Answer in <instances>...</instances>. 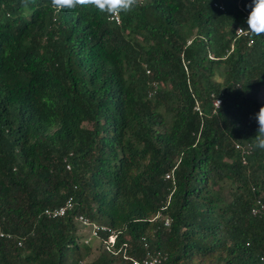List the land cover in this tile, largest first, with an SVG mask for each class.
I'll use <instances>...</instances> for the list:
<instances>
[{
    "label": "trees",
    "instance_id": "1",
    "mask_svg": "<svg viewBox=\"0 0 264 264\" xmlns=\"http://www.w3.org/2000/svg\"><path fill=\"white\" fill-rule=\"evenodd\" d=\"M238 1L144 0L118 26L0 0V264H264V35L237 38Z\"/></svg>",
    "mask_w": 264,
    "mask_h": 264
},
{
    "label": "clouds",
    "instance_id": "2",
    "mask_svg": "<svg viewBox=\"0 0 264 264\" xmlns=\"http://www.w3.org/2000/svg\"><path fill=\"white\" fill-rule=\"evenodd\" d=\"M142 0H51V6L57 11L75 12L77 10H95L115 16L120 13H130L136 9ZM34 0H22L24 8H28ZM247 17V30L253 35H264V0H251ZM217 101V100H216ZM219 106V101H217ZM257 123V133L254 137L255 146L264 149V106L254 115Z\"/></svg>",
    "mask_w": 264,
    "mask_h": 264
},
{
    "label": "built area",
    "instance_id": "3",
    "mask_svg": "<svg viewBox=\"0 0 264 264\" xmlns=\"http://www.w3.org/2000/svg\"><path fill=\"white\" fill-rule=\"evenodd\" d=\"M144 2V0H142L141 4ZM216 7H218L219 9H221L222 11H224V5L222 3H218L215 4ZM242 10V9H241ZM243 15H244V23H245V27H238L236 30V36L237 38H245V39H250L249 41V46L254 44V39L250 38L251 37V33L246 32V31H239V30H247L248 26L246 27L247 23V17L249 15V12L242 10ZM109 21L121 26L122 25V18H121V13L115 16H110L109 15ZM148 74H150V71H147ZM158 88L154 86V90L153 92L155 93L156 90ZM153 92L151 93V96H153ZM217 101H219V106L217 104ZM215 101V106L216 108L220 107L221 105V100H217ZM238 150H241L240 146H237ZM245 153H249L248 151H243V155ZM72 155V154H71ZM245 163V162H244ZM68 170H71V165L67 166ZM170 175H167V179H170ZM75 209V203L74 200L72 198H70L66 204L60 208H56V209H47L44 211V216H46L49 219H56V218H60V217H64L66 216L69 212L73 211ZM251 214L253 216H257V217H264V202L262 200H259L258 202H256L254 208H252V212ZM79 222L81 223V225L86 228L89 229V232L96 238L100 239L101 237V233H109V240H106L105 243L107 244L108 250L112 251L113 248L116 245V240H117V235L115 234V232L111 231L110 228L106 227V226H99L96 223L91 222L88 218L84 217V216H80L78 218ZM165 226L169 227L170 226V220H166ZM1 237H6L11 239L12 236L11 235H6L4 233L1 234ZM18 245L20 247L23 246V241H19ZM146 248H148V246H146ZM168 256L164 253L161 252H147V255L145 258L140 259V260H133L134 264H163L166 260H167Z\"/></svg>",
    "mask_w": 264,
    "mask_h": 264
},
{
    "label": "rangeland",
    "instance_id": "4",
    "mask_svg": "<svg viewBox=\"0 0 264 264\" xmlns=\"http://www.w3.org/2000/svg\"><path fill=\"white\" fill-rule=\"evenodd\" d=\"M261 102H264V91L261 94ZM89 229L83 228L81 231V235H89ZM97 251V250H95ZM98 255V252H95L94 256L92 258H95Z\"/></svg>",
    "mask_w": 264,
    "mask_h": 264
},
{
    "label": "crops",
    "instance_id": "5",
    "mask_svg": "<svg viewBox=\"0 0 264 264\" xmlns=\"http://www.w3.org/2000/svg\"><path fill=\"white\" fill-rule=\"evenodd\" d=\"M237 4L239 5V8H240V9H242V10H244V11H247V10L244 9L241 0H239ZM247 12H249V11H247Z\"/></svg>",
    "mask_w": 264,
    "mask_h": 264
}]
</instances>
